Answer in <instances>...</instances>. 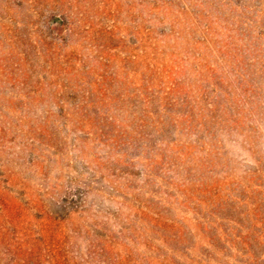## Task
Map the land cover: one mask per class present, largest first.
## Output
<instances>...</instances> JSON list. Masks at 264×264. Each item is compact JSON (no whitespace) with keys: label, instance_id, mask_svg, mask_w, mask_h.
Returning a JSON list of instances; mask_svg holds the SVG:
<instances>
[{"label":"rangeland","instance_id":"obj_1","mask_svg":"<svg viewBox=\"0 0 264 264\" xmlns=\"http://www.w3.org/2000/svg\"><path fill=\"white\" fill-rule=\"evenodd\" d=\"M0 264H264V0H0Z\"/></svg>","mask_w":264,"mask_h":264}]
</instances>
